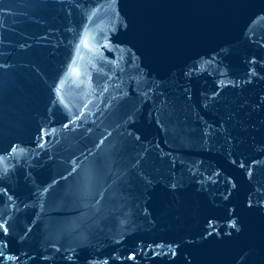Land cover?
Instances as JSON below:
<instances>
[{
    "label": "water",
    "instance_id": "95a60500",
    "mask_svg": "<svg viewBox=\"0 0 264 264\" xmlns=\"http://www.w3.org/2000/svg\"><path fill=\"white\" fill-rule=\"evenodd\" d=\"M0 264H264V0H0Z\"/></svg>",
    "mask_w": 264,
    "mask_h": 264
}]
</instances>
